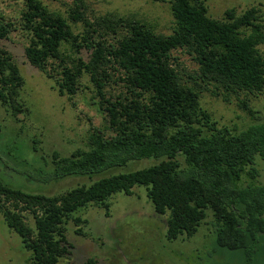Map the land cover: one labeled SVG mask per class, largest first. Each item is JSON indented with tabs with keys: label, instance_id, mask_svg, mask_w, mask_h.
<instances>
[{
	"label": "trees",
	"instance_id": "obj_1",
	"mask_svg": "<svg viewBox=\"0 0 264 264\" xmlns=\"http://www.w3.org/2000/svg\"><path fill=\"white\" fill-rule=\"evenodd\" d=\"M169 1L173 25L163 33L134 14L90 17L86 0H71L66 14L42 0H0V39L21 32L27 60L70 99L91 87L103 119L89 128L83 146L65 155L53 150L51 160L27 178L50 183L100 174L132 159H158L52 194L0 179V213L30 251L28 264H58L72 247L67 219L83 221L73 214L89 204L108 214L109 197L131 194L135 184L144 185L154 211L166 215L167 239L194 234L210 214L215 245L240 264L255 263L264 232V182L256 166L260 160L264 169V122L242 129L220 125L200 97L206 90L225 101L234 96L254 113L248 96L264 89V53L258 47L264 22L255 5L240 13L226 8L216 18L205 0ZM177 48L197 63L186 77L174 62ZM83 76L91 86L82 83ZM23 83L13 54L0 44V103L13 116L29 109L20 97ZM95 263L88 257L59 264Z\"/></svg>",
	"mask_w": 264,
	"mask_h": 264
},
{
	"label": "rangeland",
	"instance_id": "obj_2",
	"mask_svg": "<svg viewBox=\"0 0 264 264\" xmlns=\"http://www.w3.org/2000/svg\"><path fill=\"white\" fill-rule=\"evenodd\" d=\"M50 9L64 14L71 0H42ZM4 4V3H2ZM10 4V10L12 5ZM90 17L107 13L134 14L151 23L156 31L169 33L173 15L169 0H86ZM208 14L220 18L226 8L234 7L237 13L255 5L264 22V0H205ZM26 39L19 31L0 39V44L14 56L24 83L20 97L28 111L13 116L8 107L0 103V179L26 191L48 194L65 191L77 184H89L94 179L111 173L145 167L158 161L156 158L132 159L125 165L103 173L87 176H67L43 183L27 178L28 171L43 166L51 160V152L65 155L77 146H83L85 136L92 126L101 125L102 114L92 102L91 87H84L70 99L60 94L52 77L31 64L24 53ZM264 53V43L258 45ZM87 58L88 50H81ZM174 62L186 77L197 63L183 49L172 51ZM82 83L91 86L87 76ZM249 114L238 105L233 96L229 101L206 90L201 93V104L211 112L220 125L242 129L255 122H264V89L255 96L249 94ZM36 138L37 143L33 142ZM33 145H36L34 148ZM182 159L181 157H179ZM258 181L264 182V169L260 160ZM133 192L117 191L109 197L110 208L89 204L73 214L83 221L76 224L72 217L65 222L66 235L72 243L70 253L59 263L71 260L83 263L88 257L95 264H240L236 255L224 251L214 242L211 215L208 214L197 231L188 236L166 238V215L156 213L146 196L145 186L135 184ZM33 223L32 218L29 219ZM262 245L254 264H264V232ZM30 251L24 247L21 237L5 223L0 213V264H28ZM58 263V264H59Z\"/></svg>",
	"mask_w": 264,
	"mask_h": 264
}]
</instances>
